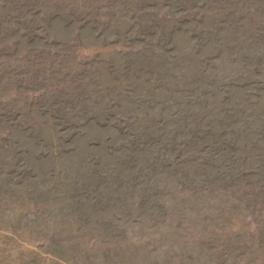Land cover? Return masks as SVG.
Here are the masks:
<instances>
[{"label": "rangeland", "instance_id": "rangeland-1", "mask_svg": "<svg viewBox=\"0 0 264 264\" xmlns=\"http://www.w3.org/2000/svg\"><path fill=\"white\" fill-rule=\"evenodd\" d=\"M0 264H264V0H0Z\"/></svg>", "mask_w": 264, "mask_h": 264}]
</instances>
